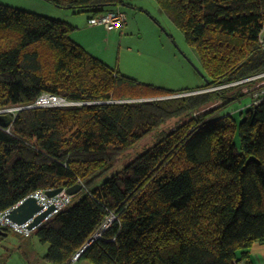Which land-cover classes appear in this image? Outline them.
Masks as SVG:
<instances>
[{"label":"trees","instance_id":"1","mask_svg":"<svg viewBox=\"0 0 264 264\" xmlns=\"http://www.w3.org/2000/svg\"><path fill=\"white\" fill-rule=\"evenodd\" d=\"M49 1L88 18L126 4ZM156 1L196 48L205 86L142 83L73 40L66 21L0 3V212L83 185L32 232L50 264H247L264 243V0ZM46 94L70 104L37 105ZM244 98L239 118L215 116ZM177 117L187 119L98 184ZM0 230V242L15 232Z\"/></svg>","mask_w":264,"mask_h":264},{"label":"rangeland","instance_id":"2","mask_svg":"<svg viewBox=\"0 0 264 264\" xmlns=\"http://www.w3.org/2000/svg\"><path fill=\"white\" fill-rule=\"evenodd\" d=\"M0 3L66 21L76 31L78 26L80 29H78L77 35L85 44L99 45L101 51L97 48L95 50H98L100 54H105L104 58L110 62L109 65L119 68L124 74L136 78L142 83L162 86L172 91H181L203 87L208 82L196 48L187 42L185 33L160 8L156 0H125L126 4L122 5V8L129 18V24L121 41H115L114 36L113 40L110 36V40L106 41L104 31L99 33L97 30L87 29L90 26L88 13L62 8L49 0H0ZM105 49L108 50L107 53ZM99 58L102 59V57ZM262 84L264 81L258 85ZM201 91L203 90L173 96H183ZM173 96H164V98ZM149 99L154 98L136 100ZM249 105L250 100L244 98L242 101L230 105L224 111L217 112L215 116L234 113L239 118V113ZM183 119L187 118L177 117L167 121L130 146L120 155L115 165L99 177L98 184L115 175L137 156L148 150L161 138L164 132L173 129ZM32 235L31 238H22L19 234L10 232L0 242V264H41L40 258L43 259L44 250L48 244L43 243L36 234ZM28 242H31L30 245L35 251H38L35 261H32L31 255L25 252L24 245Z\"/></svg>","mask_w":264,"mask_h":264},{"label":"built area","instance_id":"3","mask_svg":"<svg viewBox=\"0 0 264 264\" xmlns=\"http://www.w3.org/2000/svg\"><path fill=\"white\" fill-rule=\"evenodd\" d=\"M126 21H127L126 13L123 12L121 9H118V10H110V11H107L97 16H92L89 18L88 23L91 26L102 25L107 30L112 31V30L123 27ZM260 42L262 45H264V32L261 35ZM255 96H258V98L262 96L259 99H263L264 89L262 90L260 94L256 93ZM67 104H70V102L66 101L65 99L61 97L46 94L40 98L37 105L63 106ZM29 196L35 197L38 203L43 207V210H47L50 207H54L53 211L46 217L45 221L51 218L53 215L59 213L61 210H63L66 206H68L72 202V199H73V195L68 194L65 190H63L62 192L54 196L47 195L46 191L44 190H38V191H35L34 193H31ZM29 196H27L26 198H28ZM26 198L19 201L13 207L0 212V226L9 227L13 231H15L16 233L24 237H30L32 232L35 230V229L29 228V223L32 221V219L28 220L27 222L23 224H19L17 222H14L9 217L12 209L20 205ZM112 219H113V216L110 217L109 221H111ZM108 224L109 223H106L105 226H107ZM82 252H83V249L78 251L76 255L74 256L73 260L76 261Z\"/></svg>","mask_w":264,"mask_h":264},{"label":"crops","instance_id":"4","mask_svg":"<svg viewBox=\"0 0 264 264\" xmlns=\"http://www.w3.org/2000/svg\"><path fill=\"white\" fill-rule=\"evenodd\" d=\"M118 9L123 10L122 5H120V7ZM128 19L129 18L127 16V21H126V23L124 24L123 27L115 29V30H112V31L107 30L102 25H99V26H91L90 25L89 27H87V29H90L91 31L97 30L99 33H102L104 31L106 33V38H105L106 41L110 40V36H111L112 40H113V36H114L115 37V41H121L123 39V37L125 36L126 28H127V25L129 24V22H128L129 20ZM78 29H80V28L77 26V31L75 30V28L72 30V32H71L72 39L75 40L76 42H78L80 45H82L88 52L91 51L90 52L91 54H93V55H95L97 57H102L103 61H105L106 63L109 64L110 62L107 61L104 58L105 54H100V52H98V50H95L97 48V49H99V51H101V48H99V45H97V44H89V45H91V46H89L88 44H85L83 42V40H81L79 38V36L77 35V33L79 32ZM105 52L107 53L108 50L105 49ZM32 236L33 235H31L30 237H23L22 236V238H31ZM26 240L28 241L30 239H26ZM30 244H31V242H28V244L24 245V247L26 248L25 252L27 254L29 253V255H31L32 261H35L37 259L38 251H35L34 248ZM29 246H30V249H28ZM48 247H49V245L45 247V250H44L45 254L47 253ZM45 254L43 255V259H42V257L40 258L41 259V264H50L47 261H45V259H44ZM72 264H93V263H91L90 261L84 259V260L76 261V262H74ZM247 264H264V243L256 242L253 245V247L251 249V257H250L249 262H247Z\"/></svg>","mask_w":264,"mask_h":264},{"label":"water","instance_id":"5","mask_svg":"<svg viewBox=\"0 0 264 264\" xmlns=\"http://www.w3.org/2000/svg\"><path fill=\"white\" fill-rule=\"evenodd\" d=\"M83 188L82 184H77L68 189L56 188L49 189L46 191V194L49 196H54L63 190L68 194L76 195ZM54 207H50L47 210H43V207L38 203L37 199L33 196L26 198L20 205L12 209L9 217L19 224H23L28 220L32 219L29 223V228L35 229L39 227L46 219V217L53 211ZM1 235H7L6 232L0 230ZM84 251V249H83Z\"/></svg>","mask_w":264,"mask_h":264}]
</instances>
